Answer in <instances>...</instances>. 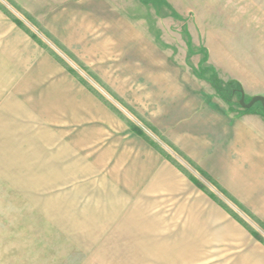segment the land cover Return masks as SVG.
<instances>
[{"label":"rangeland","instance_id":"obj_1","mask_svg":"<svg viewBox=\"0 0 264 264\" xmlns=\"http://www.w3.org/2000/svg\"><path fill=\"white\" fill-rule=\"evenodd\" d=\"M0 9L53 61L43 80L56 85V96L69 98L65 124L80 136L83 154L89 161L104 157L95 174H82L95 178V185L82 180L63 186L57 170L56 180L46 182V169L20 167L33 154L15 152L17 137L8 135L16 130L4 131L0 264H162V250L148 243L113 249L119 257L110 260V250L88 248L79 238L85 233L71 222L84 218L67 221L51 206L76 187L85 198L91 194L106 202L115 183L118 190L127 179L136 184L127 195L136 204L140 196L150 197L156 214L151 220H166L159 222L168 227L165 232L177 231L184 240L191 236L197 247L188 252L198 253L195 264H264V243L255 242L245 226L263 241L264 227L222 187L227 137L232 129L264 124L263 107L246 109L237 99L229 105L201 77L216 70L224 81L238 82L246 104L264 97V0H0ZM134 127L146 138L133 134ZM209 168L225 193L201 174ZM28 180L32 183L21 182ZM82 228L90 229L85 223Z\"/></svg>","mask_w":264,"mask_h":264},{"label":"crops","instance_id":"obj_2","mask_svg":"<svg viewBox=\"0 0 264 264\" xmlns=\"http://www.w3.org/2000/svg\"><path fill=\"white\" fill-rule=\"evenodd\" d=\"M49 61L53 71V61L49 60L39 42L0 9V136H7L8 133H4L7 129L16 130L14 134L8 135L17 137L15 152L33 154L29 156L30 160L21 162L20 167L24 170L46 169V182L56 180L57 170V177L62 178L63 186L80 184L82 180L86 181L85 185H95V178L87 179L86 175L82 174L95 171L94 167H99L102 162L100 158L104 157L94 156L89 161L87 155L83 154L85 146L80 136L75 138L71 129L67 130L65 121L67 115L71 114L68 113L71 109L69 98L66 97L65 101L63 95L56 96V85L45 84L43 80L47 75L45 66H48ZM40 71L44 75L41 76ZM57 93L63 94L61 87H58ZM38 121L46 122L39 125ZM132 132L140 137L134 130ZM71 136L74 138L71 139ZM23 138L30 139L24 142ZM226 141L229 151L228 156H224L222 187L243 206L245 212L264 227V124L232 129V134ZM109 156L108 161H112V154ZM163 157L169 158L168 160L177 166L171 157ZM29 161L31 165L28 167ZM204 172L219 183L210 168ZM115 174L113 179L116 182L119 178ZM24 175L27 176L28 173ZM100 181L105 182L104 179ZM129 181L127 179V186L119 187L122 190L116 189V182L111 192L115 194H107L104 199L106 202L91 194L90 199H87V193L81 192V187H76L73 190L75 194L64 191L60 200L62 203L52 205L51 201V206L56 207L55 214L59 215L61 211L62 217L67 221L70 216L84 218L89 230L82 228L84 223H73L76 219L71 222L78 228L79 233L84 231L85 237L79 238L88 243V248H99L97 246L100 245L103 250H110L106 252L109 259L119 257L112 252L113 249H127L136 245L143 247L148 243L162 250V264H195L198 261V253L188 252L197 247L193 240L189 239L191 236L184 240L177 231L165 232L164 229L168 227L161 224L166 223V220H151L156 214L151 213L150 197L146 201L147 197L140 196L136 199V204L133 198L127 196L136 191V184ZM21 182L29 184L32 180ZM156 183L158 179L155 180L154 184ZM39 184L42 183L37 185ZM51 184L54 186L55 183ZM152 188L151 185L148 186V193ZM83 199H87L84 205L81 202ZM146 202L148 204L145 206ZM155 232L158 237L153 234ZM249 234L255 242L260 243L250 231ZM95 255L100 257V250Z\"/></svg>","mask_w":264,"mask_h":264},{"label":"trees","instance_id":"obj_3","mask_svg":"<svg viewBox=\"0 0 264 264\" xmlns=\"http://www.w3.org/2000/svg\"><path fill=\"white\" fill-rule=\"evenodd\" d=\"M213 70H214V68H213ZM201 77L214 86V88L217 90V92L220 95V97L222 98V100H224L227 104H229V105L232 104L233 105L234 99H237L238 102L240 101V99H241V94H240L241 85L238 82L233 81V80L224 81L222 78H220V76L216 72V70L212 73V75H210L208 77H206L205 75H202ZM82 82L88 88H90V86L88 84H86V82H84V81H82ZM90 89H92V88H90ZM133 130L138 136L146 138L145 132L142 129L134 127ZM201 174L209 182L213 183L216 187L221 189L219 187L218 183L215 182L206 172L201 171ZM189 178H190L191 182L196 187H198L200 190H202L204 193H206L210 198H212L214 201L218 202L221 206H223V204L218 200V198L214 194H212L202 183H200L199 180H197L196 178H194L191 175H189ZM221 191L223 193H225L222 189H221ZM234 217L236 219L238 218L237 216H234ZM241 223L243 224V222H241ZM245 227L248 228L247 226H245ZM248 230L254 236V238H256V240H258L261 243H264L262 238L255 231H253V230H251L249 228H248Z\"/></svg>","mask_w":264,"mask_h":264},{"label":"water","instance_id":"obj_4","mask_svg":"<svg viewBox=\"0 0 264 264\" xmlns=\"http://www.w3.org/2000/svg\"><path fill=\"white\" fill-rule=\"evenodd\" d=\"M241 105L246 108V109H251L254 105L257 103H261L263 110H264V97L262 96H257L255 97L249 104L245 103V98L244 96L240 99Z\"/></svg>","mask_w":264,"mask_h":264}]
</instances>
